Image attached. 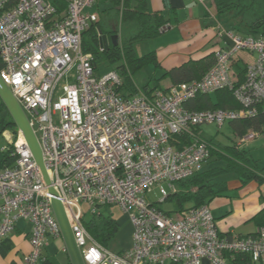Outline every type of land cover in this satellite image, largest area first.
Wrapping results in <instances>:
<instances>
[{
	"label": "built area",
	"instance_id": "obj_1",
	"mask_svg": "<svg viewBox=\"0 0 264 264\" xmlns=\"http://www.w3.org/2000/svg\"><path fill=\"white\" fill-rule=\"evenodd\" d=\"M96 1L0 0V76L38 140L84 263L227 264L226 254L233 252L248 254L253 262L264 259V226L251 235L222 234L207 203L166 213L148 198L156 186L165 200L177 182L202 170L209 142L196 127H221L264 111V36H242L218 24L220 44L202 77L150 95L139 88L124 96L118 71H96L82 50L83 32L97 20L86 9ZM240 52L253 58L245 79L235 85L230 61ZM222 88L232 91L241 108L186 106L197 94ZM182 134L189 141H178ZM255 136L247 133L238 146ZM8 143L13 162L0 171V243L18 220L27 221L29 249L22 264H38L49 238H61V231L48 186L17 128ZM81 203L91 214L101 205L126 212L131 246L111 252L93 240L82 223Z\"/></svg>",
	"mask_w": 264,
	"mask_h": 264
},
{
	"label": "trees",
	"instance_id": "obj_2",
	"mask_svg": "<svg viewBox=\"0 0 264 264\" xmlns=\"http://www.w3.org/2000/svg\"><path fill=\"white\" fill-rule=\"evenodd\" d=\"M113 6L105 11L100 20L91 22L83 32L81 46L83 52L90 55L92 65L96 71L104 68L118 71L121 78L119 90L124 96L136 91L135 76L149 62L154 60V51L142 55L136 52V45L150 42L160 36L168 21L159 12H149L141 2L130 7L128 0H113ZM214 17L242 36H264V0H210ZM107 37V47L100 44V36ZM116 35V43L111 39ZM214 58L207 57L202 60L188 61L178 67L166 71V74L175 83L199 79L213 64ZM155 63V61H153ZM247 62L234 56L230 61L232 81L235 85L245 79ZM2 61L0 57V69ZM148 95L156 89L148 85L140 87ZM190 110L201 111L207 109H239L241 105L234 98L232 91L222 88L212 93H199L195 98L186 102ZM231 130L229 137L232 143L223 144L209 138V158L215 164L194 173L190 177L176 183L174 193L166 199L177 204L175 211L196 207L207 203L213 196L227 189V183L236 179L240 183L250 180L261 182L264 180V167H260L250 152L238 146V139L252 132L256 136L264 133V111L261 109L255 115H249L227 121ZM15 124L5 105L0 99V131ZM199 127L195 128L197 133ZM255 136V137H256ZM178 141H189L185 134L176 136ZM202 137V136H201ZM11 143L3 149L2 166H9L13 162L11 156ZM160 208V207H158ZM160 210H162L160 208ZM166 213L169 211L162 210ZM173 211V210H172ZM174 212V211H173ZM257 226H264V207L253 217ZM82 223L90 237L107 247L109 241L118 231L116 220L111 215L99 212L91 214L88 220ZM242 235V234H240ZM250 235V234H249ZM243 236V235H242ZM227 264H254L248 254L241 252L227 253ZM42 264H48L45 261Z\"/></svg>",
	"mask_w": 264,
	"mask_h": 264
},
{
	"label": "crops",
	"instance_id": "obj_3",
	"mask_svg": "<svg viewBox=\"0 0 264 264\" xmlns=\"http://www.w3.org/2000/svg\"><path fill=\"white\" fill-rule=\"evenodd\" d=\"M99 1L101 0H97L93 6L86 9L96 14V21L101 19L114 2L113 0H102L103 7L101 8ZM139 2L143 3L149 12L161 13L168 21V27L159 37L150 41V49L146 52L154 51L153 61L155 63L153 61L147 63L138 72L145 77L144 79L139 80L138 77H134L136 89L143 85L167 89L174 82L166 71L188 61L212 57L213 50L220 44L216 25L220 24L228 29L225 24L214 17L210 0H128L130 7H135ZM92 8H95V11L91 10ZM237 56L247 63L253 58V55L247 52H240ZM200 127L199 135L202 136ZM3 132L5 134L6 131H0V171L5 167L1 165L3 148L8 144L7 138L11 140L14 135V130L9 136H2ZM207 204L220 233L225 234L233 230L242 235L254 234L258 226L253 221V217L264 207V180L261 182L250 180L242 184L236 179H231L227 183V189L213 196ZM30 229L31 226L27 221L18 220L15 223L13 231L0 243V264H22L23 255L29 249ZM58 253L64 256L60 258V261L53 260L52 256ZM45 261L48 264H71L64 250L62 238H49L38 264ZM253 263L264 264V259ZM201 264H209V262L204 259Z\"/></svg>",
	"mask_w": 264,
	"mask_h": 264
},
{
	"label": "rangeland",
	"instance_id": "obj_4",
	"mask_svg": "<svg viewBox=\"0 0 264 264\" xmlns=\"http://www.w3.org/2000/svg\"><path fill=\"white\" fill-rule=\"evenodd\" d=\"M99 7L101 8L103 7L102 0L99 1ZM91 10L95 11V8H92ZM149 49H150V42H142L136 45V52L138 54H142ZM106 70L107 68H104L102 71H98V72H103ZM148 70H150V68H148ZM136 77H138L139 80L140 78H143V79L145 78L144 76L142 77L140 73H138ZM13 130H14V127L10 126L5 129L6 131L5 134L3 132L1 133V135L9 136L10 133L12 134ZM200 130H201L202 136H204V138L206 139L211 138L223 144L232 143L229 139V137L231 136V130H230V127L227 121L224 122L221 127H217L216 124H203L201 125ZM7 141H9L8 138H7ZM242 147L250 152V154L257 161V164L260 167H264V133L254 137L252 140L248 141L247 143H244ZM0 158H1V153H0ZM213 164H215L214 160L210 161L209 164H204L203 169ZM164 186L166 187L165 184ZM148 198L149 200L153 201L155 205L160 207L162 210L173 212L177 209V204L173 200L171 199H165L162 201L160 200V194L156 186H154L152 189V192L148 194ZM98 208H99V212H101L102 214L111 215L116 220L117 225H118L117 233L109 241L106 248L111 252H119L120 249L129 248L132 244V227L129 221L128 214L124 212L117 205H101ZM81 210H82V220L83 219L88 220L91 216L89 206L86 203H81ZM52 249L53 248H51V250ZM63 256H64L63 254L58 253L57 255H53L52 258L55 261H60V258Z\"/></svg>",
	"mask_w": 264,
	"mask_h": 264
},
{
	"label": "water",
	"instance_id": "obj_5",
	"mask_svg": "<svg viewBox=\"0 0 264 264\" xmlns=\"http://www.w3.org/2000/svg\"><path fill=\"white\" fill-rule=\"evenodd\" d=\"M99 39H100V44L107 47L108 41L106 35L102 34ZM111 39L115 44L117 36L114 34L111 36ZM0 99L2 103L5 105L9 114L11 115L16 128L21 132V134L25 138L32 152L34 160L40 169L43 179L46 185L48 186V193L50 194L51 207L53 210V214L57 220V223L59 225L61 231V238L63 240L64 247L69 257L70 263L85 264L81 256L80 250L75 242L63 205L60 199L57 197L58 196L57 193L52 188L48 174L46 173V170L44 168L42 161V153L38 140L32 130V127L30 126V123L24 113V110L22 109L21 105L16 100V98L13 96L12 92L10 91L7 84L3 81L1 76H0Z\"/></svg>",
	"mask_w": 264,
	"mask_h": 264
}]
</instances>
